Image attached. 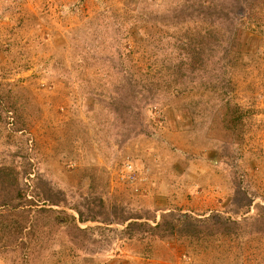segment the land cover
Segmentation results:
<instances>
[{"label":"rangeland","instance_id":"374dc122","mask_svg":"<svg viewBox=\"0 0 264 264\" xmlns=\"http://www.w3.org/2000/svg\"><path fill=\"white\" fill-rule=\"evenodd\" d=\"M0 264H264V0H0Z\"/></svg>","mask_w":264,"mask_h":264},{"label":"trees","instance_id":"16d2710c","mask_svg":"<svg viewBox=\"0 0 264 264\" xmlns=\"http://www.w3.org/2000/svg\"><path fill=\"white\" fill-rule=\"evenodd\" d=\"M168 216L169 215L163 214L162 220L160 222H158V224L156 226H154V228H153L155 231L156 230L161 231L162 235L157 233L159 236L164 237L166 234L172 235V234L178 232L180 227H182V226H184L183 230L186 229L185 226L187 225L186 223L189 222L188 220L187 221L184 220V222H183L184 224L179 225L177 222H172L171 220H169ZM186 219H189V218H186ZM187 233L189 235L190 232H188V230H187ZM191 235H193V233Z\"/></svg>","mask_w":264,"mask_h":264}]
</instances>
